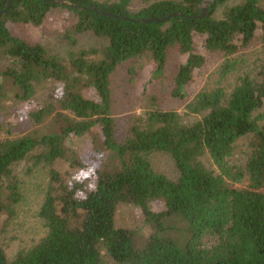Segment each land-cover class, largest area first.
<instances>
[{
  "label": "trees",
  "instance_id": "1",
  "mask_svg": "<svg viewBox=\"0 0 264 264\" xmlns=\"http://www.w3.org/2000/svg\"><path fill=\"white\" fill-rule=\"evenodd\" d=\"M135 1L150 0H11L10 7V0H0V214L13 216L22 201L15 166L30 162L28 173L47 167L49 180L38 214L45 236L12 259L0 246V264H109L106 258L112 264H264V67L225 85L245 65L239 54L254 43L264 46V5L211 0L202 16L205 0H156L133 9ZM56 8L75 18L63 36L72 47L85 33L107 43L70 52L68 68L43 45L11 33V23L41 26ZM173 50L185 57L174 77V97H188L186 88L207 54L225 58L220 85L202 89L183 113L160 109L150 99V109L119 140L111 75L124 63L148 60L152 80H163ZM44 82L54 88L30 118L38 125L54 115L50 132L9 138L7 131L3 139L4 100L31 102ZM95 130L106 152L103 163L88 178L59 170L61 161L71 169L83 166L69 156L71 140ZM250 135L245 166L233 165L236 142ZM154 152L173 158L176 180L153 169ZM205 155L216 169L204 165ZM244 182L243 188L234 185ZM153 200L163 201L164 209L153 212ZM123 204L139 207L156 231L143 249L133 230L116 225ZM171 219L185 225L182 242L166 235Z\"/></svg>",
  "mask_w": 264,
  "mask_h": 264
},
{
  "label": "rangeland",
  "instance_id": "2",
  "mask_svg": "<svg viewBox=\"0 0 264 264\" xmlns=\"http://www.w3.org/2000/svg\"><path fill=\"white\" fill-rule=\"evenodd\" d=\"M117 1V0H110ZM156 0H150L148 3L135 1L133 9H139ZM264 5V0H260ZM241 0H234L230 5L238 4ZM75 22L73 15L65 8L54 9L47 17L45 23L41 26L32 24H13L9 25L11 33L30 44L39 43L47 48L51 55L61 58L68 68L70 52L83 49L99 48L107 42L98 39L92 34L85 33L77 36L78 43L72 47L69 42L63 38L66 28ZM200 39L199 36H196ZM198 53H202L198 50ZM207 64L202 71L197 73L194 81L186 88L188 97L185 100L178 99L172 95L175 88L174 77L178 72V66L182 64L185 57L178 51L173 50L168 57L166 78L163 80L153 79L151 64L148 60L142 62L124 63L110 77L112 115L115 118V132L119 140H124L129 129L137 122L138 116L150 109L149 100L153 99L158 108L163 110H176L183 113L186 106L193 100L195 95L202 89L214 88L219 86L218 69L224 63L223 54H207ZM240 58L245 60V65L238 68L233 78L227 80L225 85L233 87L238 76L243 73H250L253 77L264 67V46L261 42L254 43L251 48L239 54ZM3 62L0 60V64ZM242 64V63H241ZM222 85V84H221ZM230 87V88H231ZM53 83L44 82L38 86V93L31 102H16L12 98H7L3 103V119L5 132L3 139L8 138L7 131H11L9 138H18L31 134H42L50 132V122L54 115L47 117L41 124H35L30 118V113L41 108L44 102H47L50 92L53 89ZM197 117L188 119L197 120ZM97 137L95 141L92 138ZM252 136H245L239 139L235 144V149L230 162L233 165L245 166ZM69 156L76 157L83 165L80 169H71L69 161L59 162L57 168L61 171L73 173L76 178H88L93 170L97 169L103 163V155L106 152L101 144V136L95 130L91 135L77 139L72 137ZM111 160V159H110ZM106 162L113 163V161ZM150 161L153 169L167 176L171 180H176L178 171L173 158L163 152H154L150 155ZM207 168L216 169L209 155L202 158ZM31 163L22 162L15 166L14 173L21 184L22 201L14 209L13 216L0 214V246L4 249L7 257L12 259L22 249H28L36 244L46 234L43 221L39 218V210L44 202L48 184V168L38 167L33 172L28 173ZM87 173V177L82 175ZM235 187H246L247 182L234 184ZM150 208L153 212H159L164 209L163 201L153 200L150 202ZM116 225L131 229L135 232V244L139 249L145 248L148 241L156 234L155 229L147 221L142 210L132 204L120 205L116 214ZM179 221L171 219L166 221L170 229L166 235L168 237L180 239L182 242L184 236L182 230L185 225ZM171 226L179 228V231L172 229ZM105 255V252H104ZM109 264L112 262L106 258Z\"/></svg>",
  "mask_w": 264,
  "mask_h": 264
},
{
  "label": "water",
  "instance_id": "3",
  "mask_svg": "<svg viewBox=\"0 0 264 264\" xmlns=\"http://www.w3.org/2000/svg\"><path fill=\"white\" fill-rule=\"evenodd\" d=\"M211 0H205L203 6H202V10H203V15L202 16H205L206 13H207V7H208V4ZM52 2H55V3H58V4H61V5H65V4H68L69 6L73 7L74 5L73 4H70V3H67L66 1H52ZM10 4H11V0L9 2V7H10ZM8 10V9H6ZM3 12L0 11V14H2ZM164 21H167L168 18H164L163 19Z\"/></svg>",
  "mask_w": 264,
  "mask_h": 264
},
{
  "label": "clouds",
  "instance_id": "4",
  "mask_svg": "<svg viewBox=\"0 0 264 264\" xmlns=\"http://www.w3.org/2000/svg\"><path fill=\"white\" fill-rule=\"evenodd\" d=\"M82 175H84L85 177H87L88 174L87 173H82Z\"/></svg>",
  "mask_w": 264,
  "mask_h": 264
}]
</instances>
